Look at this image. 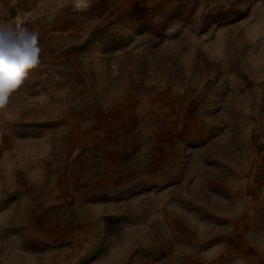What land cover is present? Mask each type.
<instances>
[{"label":"rangeland","instance_id":"1","mask_svg":"<svg viewBox=\"0 0 264 264\" xmlns=\"http://www.w3.org/2000/svg\"><path fill=\"white\" fill-rule=\"evenodd\" d=\"M38 63L0 107V264H264V0H0Z\"/></svg>","mask_w":264,"mask_h":264},{"label":"clouds","instance_id":"2","mask_svg":"<svg viewBox=\"0 0 264 264\" xmlns=\"http://www.w3.org/2000/svg\"><path fill=\"white\" fill-rule=\"evenodd\" d=\"M0 30H11L7 25H0ZM38 37L31 35V48L10 49L0 54V101L7 99L13 86L20 85L29 70L38 63L40 49Z\"/></svg>","mask_w":264,"mask_h":264},{"label":"snow or ice","instance_id":"3","mask_svg":"<svg viewBox=\"0 0 264 264\" xmlns=\"http://www.w3.org/2000/svg\"><path fill=\"white\" fill-rule=\"evenodd\" d=\"M0 36L5 37V31L0 30ZM15 49H17V48H15ZM3 52H4V46H0V54H3ZM18 86H19V84L13 86V89L12 90L16 89ZM12 90H10V91H12ZM5 103H6V99L0 101V107H3Z\"/></svg>","mask_w":264,"mask_h":264}]
</instances>
